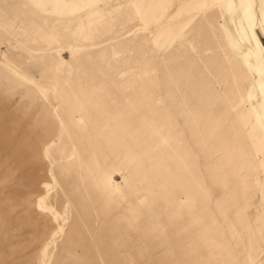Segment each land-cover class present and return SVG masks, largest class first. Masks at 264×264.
Masks as SVG:
<instances>
[{
	"label": "rangeland",
	"instance_id": "rangeland-1",
	"mask_svg": "<svg viewBox=\"0 0 264 264\" xmlns=\"http://www.w3.org/2000/svg\"><path fill=\"white\" fill-rule=\"evenodd\" d=\"M244 1L0 0V264H264Z\"/></svg>",
	"mask_w": 264,
	"mask_h": 264
},
{
	"label": "bare ground",
	"instance_id": "bare-ground-1",
	"mask_svg": "<svg viewBox=\"0 0 264 264\" xmlns=\"http://www.w3.org/2000/svg\"><path fill=\"white\" fill-rule=\"evenodd\" d=\"M240 2L242 4V9L244 12L243 17H244L245 22H246L245 23L246 28L250 32L252 37L257 39L259 34L256 32L253 23L250 22V20H251L250 10H249V8L246 7L244 0H240ZM240 30H243L242 27H241V29H238V31H240ZM231 41H232V43H231L232 47L239 50L240 52H242L243 58H244L243 63L246 66L248 72L250 73V75H251L250 77L255 82V87L251 91V97H252L253 101H256L259 98L260 94L262 93V88L264 87V76L262 75L261 69L259 67L258 55L254 51V49H251V48H249L247 51H243L240 48L239 42L235 38L231 39ZM256 102H259V100H257Z\"/></svg>",
	"mask_w": 264,
	"mask_h": 264
},
{
	"label": "crops",
	"instance_id": "crops-1",
	"mask_svg": "<svg viewBox=\"0 0 264 264\" xmlns=\"http://www.w3.org/2000/svg\"><path fill=\"white\" fill-rule=\"evenodd\" d=\"M264 113H261V122L264 124Z\"/></svg>",
	"mask_w": 264,
	"mask_h": 264
}]
</instances>
